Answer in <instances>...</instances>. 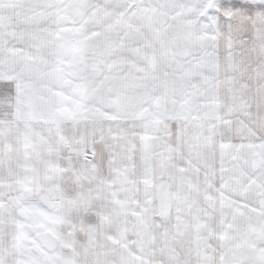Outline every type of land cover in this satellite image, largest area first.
Instances as JSON below:
<instances>
[{
  "label": "snow or ice",
  "instance_id": "snow-or-ice-1",
  "mask_svg": "<svg viewBox=\"0 0 264 264\" xmlns=\"http://www.w3.org/2000/svg\"><path fill=\"white\" fill-rule=\"evenodd\" d=\"M0 264H264V0H0Z\"/></svg>",
  "mask_w": 264,
  "mask_h": 264
}]
</instances>
